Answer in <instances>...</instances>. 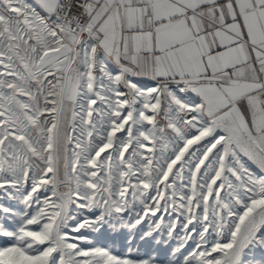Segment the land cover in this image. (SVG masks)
I'll list each match as a JSON object with an SVG mask.
<instances>
[{
    "label": "snow or ice",
    "instance_id": "6c2138e0",
    "mask_svg": "<svg viewBox=\"0 0 264 264\" xmlns=\"http://www.w3.org/2000/svg\"><path fill=\"white\" fill-rule=\"evenodd\" d=\"M0 264H264V0H0Z\"/></svg>",
    "mask_w": 264,
    "mask_h": 264
}]
</instances>
